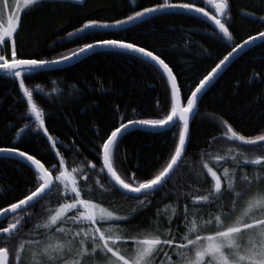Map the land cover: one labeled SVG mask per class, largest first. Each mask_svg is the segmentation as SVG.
Segmentation results:
<instances>
[{"label":"snow or ice","instance_id":"snow-or-ice-1","mask_svg":"<svg viewBox=\"0 0 264 264\" xmlns=\"http://www.w3.org/2000/svg\"><path fill=\"white\" fill-rule=\"evenodd\" d=\"M80 2L82 0H77ZM44 3L45 0H0V79L18 88L19 100L24 105L20 118L25 121L17 133L20 143L0 146V158L15 159L23 164L28 169L27 183L31 185L18 194L15 202L0 207V264H23L25 250H29L31 264H155L164 249L171 250V254L165 253L167 264H264V151L254 158L233 148H228L224 155L204 152L199 171L207 186L202 191L187 186L189 191L183 198L168 194L176 203L164 213L158 212L157 222L149 224L142 232L135 230L133 234L126 227L131 223L130 217L103 203L106 198L120 194L138 201L134 213L156 206V195L182 165L187 166L190 126L199 110V101L233 57L255 45L257 40L264 44V31L248 35L242 43L236 42L234 30H230L229 0H163L133 11L125 19L112 22L89 19L52 46L69 42L73 37L93 36L94 30L128 31L124 25L137 26L138 21L155 18V14L196 13L212 27L213 37L225 41L231 51L182 96L169 63L153 51L128 42L126 37L96 39L53 59L40 58L39 53L25 55L18 44L23 18ZM202 4L209 6V10L199 6ZM245 15L264 27V16ZM98 48L151 64L166 88L170 86V103L160 118L121 121L106 139L101 137V143L94 145L95 163L85 160L84 167L69 169L57 149L59 142L46 127L49 114L35 99L44 90L39 85L29 87L27 81L62 63L95 54ZM220 124L222 138L227 142L237 147L264 149V133L245 136L227 121ZM15 128L16 125H12L10 130ZM129 128L163 129L173 133L167 159L160 158L157 161L160 166L142 179L135 174L122 175L116 166L117 152ZM25 133L43 140L54 157L59 158L57 166L46 167L47 161L42 162L44 156L37 158V154L21 150L20 144L26 138L21 134ZM60 148L71 152L74 145L60 144ZM225 163H231V170L223 167ZM249 166L256 170L251 176L247 171ZM92 173L102 174L107 185L90 184ZM192 191L200 194L190 195ZM53 201L55 206H52ZM34 218L38 223L24 234L22 230L28 228ZM175 221H181L183 227L177 226L174 232Z\"/></svg>","mask_w":264,"mask_h":264},{"label":"trees","instance_id":"trees-1","mask_svg":"<svg viewBox=\"0 0 264 264\" xmlns=\"http://www.w3.org/2000/svg\"><path fill=\"white\" fill-rule=\"evenodd\" d=\"M157 2L163 0H82L80 3L77 0H56L55 3L45 0L42 6L24 16L18 44L25 55L39 53L40 58L53 59L60 53L70 54L84 43L96 39L126 37L128 42L153 51L169 63L183 96L231 51L225 41L213 37L212 27L196 13L155 14V18L145 17L144 22L138 21L137 26L124 25L128 31L94 30L93 36L83 39L73 37L69 42L52 47L89 19L101 22L125 19L133 11ZM229 3L230 30H234L236 42L242 43L248 35L264 31V27L245 15L264 16V0H229ZM199 6L209 10L206 4ZM27 84L29 87L39 85L44 90L35 99L49 114L46 127L59 142L57 149L69 169L84 167L85 160L95 163L92 154L94 145L101 143V137L106 139L121 121L160 118L170 103V87L166 88L151 64L141 63L129 55L114 54L113 51H99L68 67L38 73ZM23 111L18 88L0 79V146L20 143L17 133L25 124L20 118ZM221 121H227L241 135L264 133V44L259 43L241 54L203 95L190 126V142L185 156L187 166L182 165L156 195V206L134 213L138 201L120 194L106 198L104 206L115 207L119 214L128 215L131 223L126 227L133 234L135 230L142 232L149 224L157 222L158 212L164 213L176 203L168 194L183 198L184 193L189 191L187 186L201 191L207 186L199 171L204 152L224 155L228 148H233L246 157L254 158L264 151L249 146L237 147L227 142L222 138ZM12 125H16L15 130H10ZM21 135L26 136L20 144L21 150L37 154V158L44 156L42 162L47 161L46 167L57 166L59 158L54 157L40 137L27 133ZM172 140L173 133L167 130L134 129L128 132L117 152L118 171L122 175L135 174L137 178H144L149 171L160 166L157 164L160 158L167 159ZM60 144L74 145V149L65 152ZM223 167L231 170L232 165L225 163ZM223 167L220 168L221 173ZM247 171L251 176L256 170L249 166ZM28 180V169L23 164H18L15 159L0 158V207L15 202L20 192L31 187ZM95 182L108 183L102 174L92 173L89 183ZM196 194L200 193H190ZM52 206H55L54 201ZM36 223L38 220L34 218L22 232L27 234ZM177 226L182 228V222L175 221L174 232ZM165 253L171 254V250L164 249L155 264H167ZM24 258L23 254V264H27Z\"/></svg>","mask_w":264,"mask_h":264},{"label":"water","instance_id":"water-1","mask_svg":"<svg viewBox=\"0 0 264 264\" xmlns=\"http://www.w3.org/2000/svg\"><path fill=\"white\" fill-rule=\"evenodd\" d=\"M259 43H261L259 40H257L256 42H255V45H257V44H259ZM255 45H250L247 49H245V51H247L248 49H250V48H252V47H254ZM99 51H113V50H110V49H96L95 50V53H97V52H99ZM244 51V52H245ZM243 52V53H244ZM242 53V54H243ZM93 53H89V54H87L86 56H80V57H78L77 59H73L72 61H70V62H68V63H62V64H60V65H57L55 68H53V69H50V70H54V69H61V68H65V67H68V66H70V65H72V64H75V63H77V62H79V61H81V60H83L84 58H86V57H88V56H90V55H92ZM241 55V54H240ZM239 55V56H240ZM238 56V57H239ZM238 57H233L232 58V62L226 67V68H224V70H223V72L238 58ZM222 72V73H223ZM221 73V74H222ZM220 74V75H221ZM0 75H2V74H0ZM219 75V76H220ZM218 76V77H219ZM218 79V78H217ZM216 79V80H217ZM216 80H214V82L216 81ZM213 82V83H214ZM211 86V85H210ZM209 86V87H210ZM170 87V86H169ZM134 129H143V130H149V131H161V130H163V129H151V128H129L128 129V132H130V131H132V130H134ZM17 140H19L18 138H17Z\"/></svg>","mask_w":264,"mask_h":264},{"label":"rangeland","instance_id":"rangeland-1","mask_svg":"<svg viewBox=\"0 0 264 264\" xmlns=\"http://www.w3.org/2000/svg\"><path fill=\"white\" fill-rule=\"evenodd\" d=\"M29 251V250H28ZM28 251L26 250L25 252H24V256H26V258H24L25 259V261H27V264H31V258H30V256L28 255Z\"/></svg>","mask_w":264,"mask_h":264}]
</instances>
